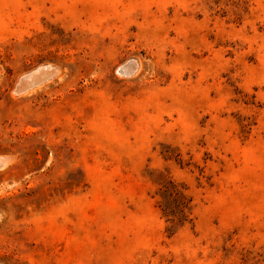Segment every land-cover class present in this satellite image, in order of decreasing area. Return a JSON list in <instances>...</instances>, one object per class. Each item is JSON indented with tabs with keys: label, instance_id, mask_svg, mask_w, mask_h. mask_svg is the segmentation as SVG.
I'll return each mask as SVG.
<instances>
[{
	"label": "rangeland",
	"instance_id": "obj_1",
	"mask_svg": "<svg viewBox=\"0 0 264 264\" xmlns=\"http://www.w3.org/2000/svg\"><path fill=\"white\" fill-rule=\"evenodd\" d=\"M0 158V264H264V0H0Z\"/></svg>",
	"mask_w": 264,
	"mask_h": 264
},
{
	"label": "water",
	"instance_id": "obj_2",
	"mask_svg": "<svg viewBox=\"0 0 264 264\" xmlns=\"http://www.w3.org/2000/svg\"><path fill=\"white\" fill-rule=\"evenodd\" d=\"M128 64H131L134 67L133 61H129ZM119 72L122 74L124 71H122L120 69ZM55 73H56L55 68H53L51 66L38 67V68L26 73L22 77H20L18 79L17 83L15 84V86L12 90V93L14 95H20V94L30 90L31 88L38 86L42 82L50 79L51 77H53V75ZM1 165L2 164H1V159H0V166Z\"/></svg>",
	"mask_w": 264,
	"mask_h": 264
},
{
	"label": "bare ground",
	"instance_id": "obj_3",
	"mask_svg": "<svg viewBox=\"0 0 264 264\" xmlns=\"http://www.w3.org/2000/svg\"><path fill=\"white\" fill-rule=\"evenodd\" d=\"M36 87V86H35ZM34 88V87H33ZM32 89V88H31ZM29 91V90H28ZM1 159V164L3 165V164H5V161H6V159H4V158H0Z\"/></svg>",
	"mask_w": 264,
	"mask_h": 264
}]
</instances>
